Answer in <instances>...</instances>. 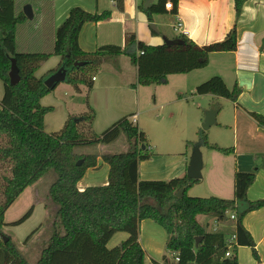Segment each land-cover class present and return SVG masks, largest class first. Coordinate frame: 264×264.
I'll list each match as a JSON object with an SVG mask.
<instances>
[{
    "label": "trees",
    "instance_id": "1",
    "mask_svg": "<svg viewBox=\"0 0 264 264\" xmlns=\"http://www.w3.org/2000/svg\"><path fill=\"white\" fill-rule=\"evenodd\" d=\"M54 0H0V81L3 96L0 100V264H30L8 238L4 242V216L15 200L49 172L56 180L48 189L51 203L56 207L52 234L35 264H145V254L139 243L140 223L150 220L166 233L165 255L162 264H239V247L250 248L255 260V243L243 227L249 212L264 207V199L249 202L248 189L255 181V172H235L233 199L216 197L195 198L187 195L197 184L186 176L168 181H143L138 167L153 154L146 146L145 134L133 126L130 116L110 125L100 134L92 131L94 111L68 118L63 127L52 133L44 130V118L51 111L41 100L51 90L36 73L43 63L53 57L60 59L59 67L67 71L66 84L76 92L80 87L91 90L93 74L109 59L125 56L136 69L134 87L165 85L169 76L186 75L207 67L209 56L230 53L237 48L234 24L225 38L216 43L198 46L186 37L178 36L159 46L137 42L127 34L123 47L106 45L91 53L83 52L78 35L84 24L99 23L110 18V12L91 14L76 7L54 31L51 24V5ZM248 0H233L235 20ZM33 9L28 21L22 13L24 5ZM170 4L176 12L178 0H156L139 9L151 21L152 15L164 14ZM122 10V0H116ZM264 43V39H263ZM15 60L20 81L11 86L9 72ZM240 90L229 89L214 76L195 87V96H213L237 103ZM260 128L264 116L251 113ZM123 137L128 150L120 154L77 153V150L109 145ZM194 149L204 147L232 155L233 148H220L208 142L201 129ZM108 166L107 184L83 191L78 182L89 169L98 168V159ZM81 162L79 166L77 163ZM178 193L180 195L178 196ZM31 210L16 224L29 217ZM230 214L235 215L231 221ZM198 216L211 217L226 225L232 222L235 242L229 244L226 235L209 232L197 222ZM116 233L127 239L109 249L107 243ZM201 238L198 245L195 239ZM231 247V254L226 253ZM173 258L169 263L168 258ZM151 264H158L151 262Z\"/></svg>",
    "mask_w": 264,
    "mask_h": 264
},
{
    "label": "crops",
    "instance_id": "2",
    "mask_svg": "<svg viewBox=\"0 0 264 264\" xmlns=\"http://www.w3.org/2000/svg\"><path fill=\"white\" fill-rule=\"evenodd\" d=\"M155 1L153 0V3ZM144 3L145 0H122V10H119L116 0H54L51 5V24L55 31L65 21L70 10L76 7L91 14L110 12L108 20L87 23L81 28L78 45L86 53L94 52L99 47L106 45L123 47L127 34H133L137 42L150 46H159L165 41L171 42L178 37L173 30L177 18L181 20L188 33L186 39L198 46L222 41L235 24L237 48L230 53L211 54L209 63L204 69L186 75L169 76L165 85L150 87H134L136 85V69L130 64L127 57H117V60H120L119 63L116 59H109L98 71L104 72V76L110 77L94 78L90 91L80 87L76 92L71 87L77 96H87V106L95 112L92 124L93 132L98 120H103L105 122L103 125L110 126L125 116H130L135 121L137 128L141 130L143 128L139 126V121L143 115L153 112L155 114V112L162 111L177 102H189V98L186 96L188 92L193 96L195 89L193 87L196 86L194 84L192 88H188L185 83L188 78L200 83L213 75L218 76L229 89L234 85L239 88L237 103L233 104L227 100L229 107L226 106L224 109V106L216 101L221 98L207 95L198 97L208 98L212 100V104H206L204 107L197 105L196 107L202 112V115L204 111H216L213 126L232 131L234 153L223 155L220 152L200 147L206 150V156L203 157L198 148L201 154V174L203 170L204 174L201 175V180L195 186H202L204 193L210 197L231 200L233 199L235 172H255V181L248 189L246 199L249 202L264 199V128H260L250 116L251 113L264 116V0L245 2L237 20H235L233 12V0H178L174 14L166 10L164 14L152 15L150 22L139 9V5L144 7ZM150 25L155 27V31L150 29ZM121 57L126 58L127 61H123ZM59 64L60 61L57 63L52 61L45 71L52 74L58 69ZM42 67L36 73L38 78L44 76L39 74V71H43ZM58 86L59 84L55 87V91L59 88ZM64 95L66 96V93ZM2 96L3 92L0 94V100ZM118 99L119 105L114 103H117ZM71 100L74 103L77 99L75 100L72 96ZM103 107L104 109H102ZM66 109L69 110L67 104ZM203 117L204 115L199 118L198 125L203 122ZM169 130L172 134L181 132V129L175 126ZM217 145L220 147L219 144ZM107 146L99 145L77 151L101 155L106 153L104 149ZM149 151L152 152V148ZM193 152L188 156H185L183 152L173 150L157 152L149 160L139 164L140 180L168 181L186 176ZM107 175L108 166L102 163L99 158L98 168L87 170L78 182L77 188L79 191H83L89 187L104 186L107 184ZM29 188L20 196L25 194ZM198 218L199 216L197 222L200 224ZM242 224L255 243L258 261L254 259L250 248L239 247L236 252L238 263L264 264V207L247 213ZM213 226V223H207L204 227L208 230ZM214 227L218 228L217 224ZM224 228L231 231V235L234 234L232 222ZM230 236H227V239ZM166 237L165 231L154 222L144 220L140 223L139 243L145 254V264H151V262L162 264ZM126 239L127 234L116 233L107 246L112 241L113 246L116 247ZM168 260L169 263L174 261L172 257Z\"/></svg>",
    "mask_w": 264,
    "mask_h": 264
},
{
    "label": "rangeland",
    "instance_id": "3",
    "mask_svg": "<svg viewBox=\"0 0 264 264\" xmlns=\"http://www.w3.org/2000/svg\"><path fill=\"white\" fill-rule=\"evenodd\" d=\"M111 59H116L117 63L120 61L117 60L118 58ZM121 59L123 61H127V59L124 57H121ZM52 61H56L57 63L60 61V59L57 60L56 58H53V60H50L43 65L44 68L41 66L43 71H39V74L41 73L44 75V80L49 75H51V72H46L45 68H48ZM103 73L98 71L95 72L93 76L94 78L98 79L110 77L104 76ZM212 77H214V75ZM209 78L204 79V81L200 83H197L199 81H192L191 78H188L185 83L188 88H192L194 84L195 86H198L199 84L209 80ZM58 87L59 88L56 91H51L41 100V105L43 107L51 108V111L44 118V130L48 133L60 130L68 118L80 116L81 114L88 112L90 109L87 106L88 98L86 95L77 96L75 92H73L71 86L66 84V82H62ZM2 92L3 86L0 81V94H2ZM65 93L66 96L64 95ZM72 96H74L75 100L77 99L74 103H72L71 100ZM186 97L189 98V102L187 103L177 102L169 107H166L162 111L155 112V114L153 112L149 115H143L140 118L139 126H142L143 128L141 131L145 134L146 146L148 149L152 148L151 153L153 155L157 152L160 153L173 150L175 152H183L185 156H188L192 151L195 150L191 146L188 147L187 143H195L197 141V133L201 129L202 123L201 122L198 125V120L201 116L205 115L206 112L204 111L202 115V112L199 111L196 106L199 105L204 107L206 104H212V100L208 98L201 99L195 95L192 96L190 92H188ZM116 101L117 103H114L119 105V99ZM216 101H218L221 106H224V109L226 106L229 107V102L227 100H223L221 98L219 100L217 99ZM114 103H112V105H115ZM66 104L69 108L68 111L66 109ZM102 109H104V107ZM98 121L100 123L97 122L95 125V134H100L109 127V125H103L105 124L103 120ZM129 121L133 126L137 127L135 121H133L131 117H129ZM174 126L181 129L179 134H172L170 132L169 129L171 127L173 128ZM205 133L207 134L208 142L217 143L219 144L220 148H233L232 131L218 129L217 127L213 126ZM199 149L201 150L203 157L204 155L206 156V150L204 148ZM127 150L128 145L125 139L121 136L115 142L109 144L104 149V152L110 154H120L126 152ZM77 153H80V151H77ZM202 174H204V170L202 171ZM56 177L57 176L54 172H49L44 175L34 186L30 187L25 194L15 200L4 216V226L2 227L4 237H9L11 239V242L18 248L19 253L30 264H35L37 262L40 252L46 247L53 231L52 224L55 219L56 207L49 199L48 189L50 185L56 180ZM187 195L189 197L195 198L210 197V195L204 193L202 186L198 185L191 187L188 190ZM30 210L31 213L29 217L23 222L16 224ZM198 219L200 224L204 226H206L207 223H213L214 226L217 224L218 228H215L214 226L209 227L208 230L211 232L223 233L226 235V237L232 234L231 231L227 230V228H224L229 225V223L225 225V223L216 222L214 218L204 216H199ZM107 247L111 249L115 247V245L113 246V242L111 241Z\"/></svg>",
    "mask_w": 264,
    "mask_h": 264
},
{
    "label": "water",
    "instance_id": "4",
    "mask_svg": "<svg viewBox=\"0 0 264 264\" xmlns=\"http://www.w3.org/2000/svg\"><path fill=\"white\" fill-rule=\"evenodd\" d=\"M153 3V0H145L144 7L147 8ZM22 13L26 17L28 21H31L33 19V9L30 5H24L22 8ZM150 29L155 31V27L153 25H150ZM172 42V41H171ZM164 43H170V41H165ZM67 76V71L64 66L57 69L54 73L49 75L44 81V85L47 89H50L53 91L55 87L65 82ZM9 81L11 86H16L19 81V71L16 66L15 60L11 61V67L9 72ZM215 110H208L205 112L203 122L201 123V130L206 132L208 131L214 124H215ZM81 162L77 163V166H79ZM201 154L199 152V149L196 148L193 152V155L191 157L190 163L186 170V177L190 180H201ZM180 193H178V196ZM4 242H8V238L1 237ZM201 241V238L195 239V245L197 246L198 243Z\"/></svg>",
    "mask_w": 264,
    "mask_h": 264
},
{
    "label": "built area",
    "instance_id": "5",
    "mask_svg": "<svg viewBox=\"0 0 264 264\" xmlns=\"http://www.w3.org/2000/svg\"><path fill=\"white\" fill-rule=\"evenodd\" d=\"M165 8H166L167 11H171L173 9V7H171L170 4H167L165 6ZM173 30H174L175 33H177L178 36L186 37L187 34H188L187 31L184 29L183 23L181 22V20L179 18L176 19V22L173 25ZM229 218H230L231 221H234L235 220V215L234 214H230ZM235 239H236L235 235L234 234L231 235L230 238H229V240H228L229 244L234 243L235 242ZM231 247L232 246L229 247V250L226 253V257H229L230 256V254H231V251H230L231 250Z\"/></svg>",
    "mask_w": 264,
    "mask_h": 264
}]
</instances>
